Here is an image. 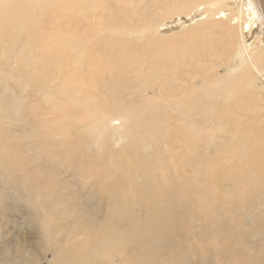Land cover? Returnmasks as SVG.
Listing matches in <instances>:
<instances>
[{"label": "bare ground", "instance_id": "bare-ground-1", "mask_svg": "<svg viewBox=\"0 0 264 264\" xmlns=\"http://www.w3.org/2000/svg\"><path fill=\"white\" fill-rule=\"evenodd\" d=\"M234 1L0 0V264H264V42L237 27H264V0ZM179 32L209 45L162 53Z\"/></svg>", "mask_w": 264, "mask_h": 264}, {"label": "rangeland", "instance_id": "rangeland-1", "mask_svg": "<svg viewBox=\"0 0 264 264\" xmlns=\"http://www.w3.org/2000/svg\"><path fill=\"white\" fill-rule=\"evenodd\" d=\"M97 1H103V0H97ZM236 1H234V2H236ZM245 2H246V0H238V5L237 4L234 5L233 2H232V4H233V7L237 8L239 5H241V4L245 3ZM244 11L246 13L248 12L247 9H245ZM199 12L200 11H198L196 13H199ZM253 16H254V14H253ZM182 17H180V18L174 17L173 20H170L169 22H165L164 25L161 26V31H163L164 33H169V32L175 31V30L177 31V30L183 29L184 28V27H182L183 23L186 22L187 19L190 21V18H188L187 16H182ZM246 17H247V15H242V18L240 20H238V26L237 27H238V34L240 35V38L238 39V41L242 40L246 44H251L253 46L256 43H258L259 41H263L264 42V27H261V28L255 30L254 29L255 28V22L254 21H249L250 24H247V25L245 24ZM74 19L75 18H73L72 20H74ZM79 20H80V25H82L81 24L82 23V17H80ZM102 22L105 23L104 21H102ZM192 22H193V20L190 23H192ZM72 25L73 24H69L67 27H64V26H62V27L67 28L66 30H67L68 33H72V29L77 28V27H71ZM0 26L2 27L1 22H0ZM190 26H194L193 23L190 24ZM78 31L82 32V28L79 29ZM110 31H112V34L117 35V36L119 34V31H120V35H121V33L122 34L125 33V30H123V29L119 30L118 28H114V29H110V30L105 31V34L110 35L111 34ZM256 31H259V32L255 34ZM2 33H3V31L1 29L0 30V61L1 62H2V56L1 55H2V48H3V42H2L3 38L1 36ZM142 35L143 34L138 32L137 34L127 35L126 37L128 39H131V38L141 39ZM162 36L163 35H160L158 33H156V36H155V37L163 38V39H165L167 41L168 45L164 46L163 49L160 50V51H162V53H167V52H171V53L176 52V53H178V51H181V50L185 51L187 53L189 50L194 48V46H197V47L205 46V48H207V46L209 45L208 41L210 40L208 35H205V37L199 35L200 38H198L197 36L193 37V36H191L189 34H186V32H179L178 34L174 35L173 37L172 36H163L162 37ZM256 47H257V45L252 50H254ZM97 49H100V48H98V47H96V48H94V47L93 48H87V47H84L82 45V43H80V44L75 43L73 48H72V50H97ZM255 54H256V51L254 50V55ZM249 55L250 56H249V58H248V60L246 62H249V61H251L253 59V54L249 53ZM29 57L30 56H29L28 53H24V55L22 56V65L21 66H23L25 68V70H26L25 76L22 78V80L25 81V82H31L32 78H33L32 76H34V77L36 76V74H33L32 71L28 68V59H29ZM244 63H245V59L242 61V58H239L237 56V59H236L237 66L238 65L241 66ZM189 69H190V71L193 70L192 68H189ZM232 69L233 68L230 67L225 72V74L233 73ZM220 70H221V68H220ZM193 71H195L197 74L201 75V71L199 70V68H195ZM183 72L184 73H188L185 70ZM15 74H18V73L16 72ZM188 74H190V73H188ZM9 82L11 84L13 83L12 81H9ZM202 98H203L204 106L210 105L209 100H208V95L204 94ZM102 101H104V100H101V101H99L98 103H95V104H99L100 105V103ZM214 107L217 109L216 106H214ZM218 112H220V111L218 110ZM0 114H3V111L1 109H0ZM92 119L93 118H90V120H92ZM176 119H179V118H176ZM80 120H81V118H79V119H75V118H60V119H56V122H47V123L49 125H51V126H60L64 121H67L70 124H72L74 122L79 123ZM243 120L245 121V123L249 122V118H247V119L244 118ZM208 125H211V124L209 123ZM213 125H215L214 122H213ZM176 129H177L178 132H180L177 127H176ZM122 146H124V143L122 144ZM161 153L167 158L166 159L167 161L171 162V164H173V163L176 164V166L168 165L171 171H173L176 168H177L178 171H180L182 168H184L185 171L188 170V168L186 166H183L184 162H182L180 160L172 159L171 156L166 151H161ZM207 153L215 154L216 151L213 150V149H209V150H207ZM233 154H234V158L230 162L231 163H238V153H236L233 150ZM83 159H84V157L82 155V160ZM225 162L226 161H223L219 165L221 166ZM247 168H250V166L249 167H244V169H247ZM240 169H241L242 172L244 171V169L242 167ZM232 171L237 173L238 169L237 168H233ZM223 174L225 175L224 172H223ZM220 175H222V174L219 173L217 175H213V178H212V175L208 176V178H205L206 179V184L207 185H211L212 183H216V180H217L218 176H220ZM87 180H88V178L82 177V181H87ZM244 184H245V186L247 188L245 190H247L248 192L247 193H243L240 196V199H239L238 203H240L241 205H243L245 207L246 205L251 204V199L248 196H251L250 195V189L253 186V183H252V180H249V182H245ZM231 188H232V192L235 193L233 187H231ZM236 198H238V197H236ZM210 200H211V197H210ZM91 201L92 200L89 201V204H91ZM10 203L12 204V202H10ZM262 210H264V209H262ZM249 216L250 215H247L246 211L238 212V209L237 210H231L229 212L228 221H229L230 225H237L238 228H240V230H243V229H245L247 227H251L252 226L251 223H250V220L248 218ZM256 240H258V239H256ZM249 241H250V238H246V242H249ZM253 241H251L250 243H252ZM250 243H247V244L249 245ZM262 249L260 250V252H262Z\"/></svg>", "mask_w": 264, "mask_h": 264}]
</instances>
